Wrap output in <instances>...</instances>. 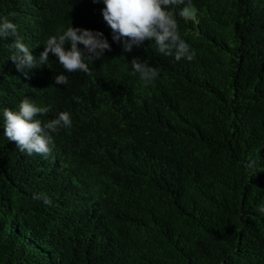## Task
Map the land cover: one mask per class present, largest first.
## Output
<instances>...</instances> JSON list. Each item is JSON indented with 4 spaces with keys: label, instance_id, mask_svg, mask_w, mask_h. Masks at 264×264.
<instances>
[{
    "label": "trees",
    "instance_id": "16d2710c",
    "mask_svg": "<svg viewBox=\"0 0 264 264\" xmlns=\"http://www.w3.org/2000/svg\"><path fill=\"white\" fill-rule=\"evenodd\" d=\"M190 3L189 20L171 8L196 53L177 61L154 41L124 52L93 0H0L37 63L18 71L15 37L0 38V264H264V0ZM82 24L111 45L89 73L52 53L39 65L50 36ZM134 57L158 78L145 85ZM25 97L50 108L42 121L71 114L48 157L4 135Z\"/></svg>",
    "mask_w": 264,
    "mask_h": 264
},
{
    "label": "clouds",
    "instance_id": "9594fccd",
    "mask_svg": "<svg viewBox=\"0 0 264 264\" xmlns=\"http://www.w3.org/2000/svg\"><path fill=\"white\" fill-rule=\"evenodd\" d=\"M93 2L96 5V12H102L104 21L110 27L113 41L120 43L124 52H131L133 46L141 47L147 40L155 42L160 54L174 56L177 61L182 58L191 61L195 58V51L179 34L176 14L171 10L172 6L184 5L179 11V16L185 20L192 19L194 12L190 0L187 4L185 0H93ZM35 3L36 0H26L28 11L32 10ZM15 15L14 12L9 13V16ZM82 27L83 24L81 28L71 25L66 30L50 36L40 54L39 65L47 64L49 53H52L66 72L89 73L90 69L85 61L100 59L105 50H111V45L102 31ZM19 36L17 25L12 20L8 17L0 18V38L15 37L13 43L9 45L13 50L9 58L17 70L23 72L25 68L37 67V63L30 50L32 46L27 41L28 36L26 34ZM78 44H83L84 48H80ZM41 50L42 48L38 52ZM130 63L133 73H138L145 85L152 83L159 76L158 67L146 61L142 62L138 57H134ZM24 75L28 76V73L24 72ZM54 79L60 85L68 83V77L64 74L55 75ZM76 99L79 101L78 97ZM49 111L50 108L38 106L30 98L25 97L20 102L18 111L7 108L3 110L4 135L9 141L14 142L21 152L48 157L55 148L51 133L72 126L71 114L67 111L59 112L55 118L46 122L37 118ZM252 165L253 162H249L247 167ZM33 199H42L45 205L52 203L44 194L34 193ZM258 211L264 213V206L258 208Z\"/></svg>",
    "mask_w": 264,
    "mask_h": 264
}]
</instances>
